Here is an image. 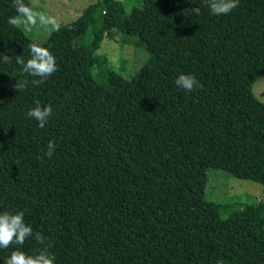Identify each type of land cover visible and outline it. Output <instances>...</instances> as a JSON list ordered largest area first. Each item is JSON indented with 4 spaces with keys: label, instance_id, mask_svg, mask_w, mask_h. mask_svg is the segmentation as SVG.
<instances>
[{
    "label": "trees",
    "instance_id": "16d2710c",
    "mask_svg": "<svg viewBox=\"0 0 264 264\" xmlns=\"http://www.w3.org/2000/svg\"><path fill=\"white\" fill-rule=\"evenodd\" d=\"M141 1L126 14L100 0L91 42L81 17L38 43L58 70L37 86L16 63L35 41L0 0V213L23 211L46 237L0 249V264L48 245L55 264H264V202L216 220L220 205L206 196L210 170L264 188V102L234 80L242 62L264 64V0L220 16L204 0ZM116 30L138 37L149 60L132 78L107 67L98 84L95 55ZM180 74L202 87L178 88ZM35 101L52 106L44 128L26 117Z\"/></svg>",
    "mask_w": 264,
    "mask_h": 264
},
{
    "label": "rangeland",
    "instance_id": "374dc122",
    "mask_svg": "<svg viewBox=\"0 0 264 264\" xmlns=\"http://www.w3.org/2000/svg\"><path fill=\"white\" fill-rule=\"evenodd\" d=\"M31 6L53 16L61 26L67 25L81 17L86 18L88 33L83 41L91 42L93 29L101 24L104 6L100 0H29ZM124 6L125 13L135 8H142L141 0H117ZM23 31L24 29L20 27ZM25 34L39 44L45 43L54 32L39 25ZM85 41V42H86ZM149 54L144 43L136 36L127 37L121 30L114 32L113 38H105L95 55L93 74L98 84L106 80L107 67L125 78L135 77L146 66ZM235 82L252 90L255 97L264 102V64L242 62L234 78ZM206 196L218 203L220 209L212 211L216 220L226 219L235 210L242 208L245 202L263 203L264 188L252 181L233 178L221 170H210ZM231 207L225 209L224 205ZM207 206V205H206Z\"/></svg>",
    "mask_w": 264,
    "mask_h": 264
},
{
    "label": "clouds",
    "instance_id": "9594fccd",
    "mask_svg": "<svg viewBox=\"0 0 264 264\" xmlns=\"http://www.w3.org/2000/svg\"><path fill=\"white\" fill-rule=\"evenodd\" d=\"M12 6L17 13L9 17L8 23L14 27H22L24 31L31 32L38 25L46 30L58 31L60 25L57 20L45 11L37 10L35 5H27L24 0H12ZM204 6L212 15H227L239 6V0H204ZM192 12L199 16L200 7H192ZM30 58L24 60L23 55L16 56V63L21 66V75H30L33 85L45 83L58 69L55 56L48 48L32 42L28 44ZM3 53H0L2 55ZM5 63H11V57L3 55ZM178 88L186 92H192L197 87H202L199 81L191 74H180L175 80ZM27 81H16L14 85L18 92L24 91ZM52 115V106H42L35 101V107L26 113V117L32 118L38 123V127L44 128ZM45 155L51 158L55 151V141L50 140L47 144ZM29 238H34L40 245L46 244V237L40 232H33L31 225L24 221V212L16 213L4 211L0 213V249H8L12 245L23 246ZM50 245L37 249L34 254H26L19 250H13L5 258L3 264H55L56 257L49 252ZM216 264H225L223 259H218Z\"/></svg>",
    "mask_w": 264,
    "mask_h": 264
}]
</instances>
